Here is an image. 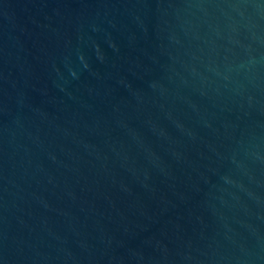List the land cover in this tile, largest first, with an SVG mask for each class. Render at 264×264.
Returning <instances> with one entry per match:
<instances>
[{
	"label": "water",
	"instance_id": "water-1",
	"mask_svg": "<svg viewBox=\"0 0 264 264\" xmlns=\"http://www.w3.org/2000/svg\"><path fill=\"white\" fill-rule=\"evenodd\" d=\"M0 264H264V0H0Z\"/></svg>",
	"mask_w": 264,
	"mask_h": 264
}]
</instances>
